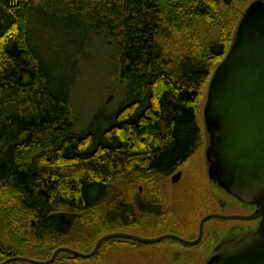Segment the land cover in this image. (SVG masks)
<instances>
[{
    "label": "trees",
    "instance_id": "1",
    "mask_svg": "<svg viewBox=\"0 0 264 264\" xmlns=\"http://www.w3.org/2000/svg\"><path fill=\"white\" fill-rule=\"evenodd\" d=\"M238 20L221 0H0V264L48 262L60 249L51 264H77L68 250L90 254L147 217L177 222L170 197L145 204L133 188L165 182L201 149L200 104ZM93 38L118 49L128 101L79 133L74 50ZM65 50L72 57L58 59ZM60 212L81 214L68 235L49 219Z\"/></svg>",
    "mask_w": 264,
    "mask_h": 264
},
{
    "label": "water",
    "instance_id": "2",
    "mask_svg": "<svg viewBox=\"0 0 264 264\" xmlns=\"http://www.w3.org/2000/svg\"><path fill=\"white\" fill-rule=\"evenodd\" d=\"M204 118L209 139L206 158L210 179L216 182L220 176L213 165L218 157L217 152L214 154L215 148L224 175L228 176L221 187L242 201L255 199L264 207V0L253 3L242 15L233 44L209 83ZM180 177L176 175L172 183L177 184ZM80 218L81 214L65 212L49 217L63 235H68ZM255 218L208 216L202 221L200 237L195 242L182 241L175 236L150 240L112 233L102 237L90 254L68 251L84 259L93 258L106 241L116 238L144 244H157L172 238L193 246L201 241L204 224L209 220L249 221ZM256 235L249 242L228 249L215 263L264 264V221ZM60 250L48 262L29 261L51 264Z\"/></svg>",
    "mask_w": 264,
    "mask_h": 264
},
{
    "label": "rangeland",
    "instance_id": "3",
    "mask_svg": "<svg viewBox=\"0 0 264 264\" xmlns=\"http://www.w3.org/2000/svg\"><path fill=\"white\" fill-rule=\"evenodd\" d=\"M224 10L233 9L238 14V23L242 15L247 10L245 7L238 8L235 0H221ZM252 0L251 2H255ZM238 8V9H237ZM43 35V33H42ZM46 38H52L50 46L54 49V44L60 46V40L55 34L47 35ZM88 44V43H87ZM55 47V50H58ZM77 48L75 58L80 61V71L78 80L70 91V110L75 121V129L82 133L88 130L90 124L101 115L102 120L110 118L111 115L116 114L124 104L128 101L127 98V84L119 83L117 81V69L114 67V62L118 60V49L115 46H109L107 42L101 38H93L88 46ZM72 50L63 52L59 57L61 59H70ZM208 88L204 92L202 102L199 109V120L203 132L202 147L199 152L181 169L182 177L177 184L172 183L171 177L168 180L159 179L152 186L139 184L133 188L134 195L139 194L142 198L154 199L157 196L166 194L172 199L176 211L190 207L193 205L194 190L189 189L188 185L200 184L202 186V194L208 195L212 202L213 213L221 212L224 217H247L246 212L237 206L230 199L226 198L224 194L216 186L212 184L208 177V163L206 160V152L208 150V136L204 118V109L207 102ZM101 129L103 128L99 125ZM92 127V125H91ZM94 127H97L94 125ZM164 183V185H163ZM140 188H143L142 194ZM132 193V191H131ZM135 197V196H134ZM151 197V198H150ZM167 197V198H168ZM224 200L227 205L225 210L217 208L215 202L217 200ZM189 210V209H187ZM206 210H201L196 217L190 218L188 214L180 212V218L177 225L166 227L162 230L143 231L145 234L138 237L143 239H158L162 234L166 236H179L182 241H191L194 235H197L200 228L201 221L208 215ZM250 217V216H249ZM148 218L142 220L146 222ZM35 219L28 221L27 227ZM251 225H254V220H249ZM37 223V222H36ZM140 223V224H142ZM242 220H217L212 219L207 221L203 230V243L199 247H186L183 244L167 239L157 244H140L137 243L138 250H121L114 249L104 250L99 256L94 258L78 261L77 264H153L152 261L156 257L154 250L161 249L163 251V258H156V264H206L208 257L207 252L220 244H223L231 239L232 233L230 228L235 226H244ZM190 230L185 227L188 225ZM137 233V232H136ZM139 234V233H138ZM83 238H86V235ZM175 236V237H176ZM145 251V253H144ZM74 264H76L74 262Z\"/></svg>",
    "mask_w": 264,
    "mask_h": 264
},
{
    "label": "flooded vegetation",
    "instance_id": "4",
    "mask_svg": "<svg viewBox=\"0 0 264 264\" xmlns=\"http://www.w3.org/2000/svg\"><path fill=\"white\" fill-rule=\"evenodd\" d=\"M208 141H209V139H208ZM208 147H209V142H208ZM213 150H214V154L217 152V155H218V157L215 158L213 165H214L215 170L218 171L220 176H219V179L216 180V182H217L216 183L210 179L209 173H208L209 180L212 182V184L214 186H216L218 189H220V191L224 194V196L226 198L230 199L237 206L241 207V209H243V211H245L247 213L246 214L247 217L250 216V217H256V218L254 219V222H252V223H254V225H251V223L248 222V220H246V221H242V222H245V223H243V224H245L244 226H235V227L230 228V232L232 233L231 239L229 241L223 243V244H220L219 246L214 247L213 249L212 248L209 249V251L207 252L208 257L206 260V264H218L215 262H217L218 259L228 249H230L231 247H233L235 245L237 246V244L244 243L246 241L249 242L251 239L255 238L257 236L256 234L260 230V227L264 221V207L260 202H256L255 199H254V201L250 202L251 198L248 199V201H242L239 198H237L236 196H234L233 194L229 193L226 189L221 187V184L226 183V181L228 180V176L224 175L223 168H222V165L220 163V156H219L218 150L216 151L215 148ZM206 160H207V158H206ZM208 166H209V164H208ZM178 174H180L182 177L181 170H179L171 176V179H173ZM181 177H180V180H181ZM188 188L190 190L191 189L194 190V195H196V197L198 196V200L193 199V205L190 207L187 206L185 208L177 209V210H179V214H178V211H176V210H174L172 212V215L176 218L177 222L179 221V218H180V216H179L180 212L183 214L187 213L188 217L193 218V219H194V217H196L198 215V213L201 210H206L207 213H209L205 218H207L208 216H212V215L224 217L221 214L222 211L218 212V213L212 212L213 211V206H212L213 204H212L211 200L208 198V195L205 196L204 194H202L203 190H202V186L200 184H194L193 183L191 185H188ZM142 192H143V188H140V193L142 194ZM146 198H148V197H146ZM152 202H154V201L143 199V203H145V204L151 205ZM160 203L163 206L165 214H167L168 212H171L168 210V207L165 206V202L161 201ZM215 204H216L217 208H219V209L221 208L224 210L227 206L224 203V200H222V199L217 200V202H215ZM187 209H189V210H187ZM147 218H148V220L146 222H144V223L139 222V224H135L133 227H129L127 229L120 230L117 233H125V234H129V235L138 237L139 235L145 234L146 232H143L145 230L151 232V231H155V230H162L165 228L166 224H164L163 222H159L157 217L152 216V217H147ZM217 220H223V219H217ZM202 221L200 223V227H201ZM177 222L175 223V225H177ZM140 223H142V224H140ZM205 224H204V226H205ZM175 225L172 224L171 226H175ZM188 226H189V224L186 225L185 227H187V229L190 230V227H188ZM200 229L201 228H199L198 234L194 235L193 238L191 239V241H188V242H195L199 239L200 231H201ZM203 230H204V227H203ZM164 236H166V234H162L160 237H164ZM173 236H176V235H173ZM176 237H178L181 240V238L179 236H176ZM110 240H112V239H110ZM110 240H108V241H110ZM113 240H116V241L113 242L112 245L110 247H108L107 249H105L104 247L100 248L99 249L100 252L98 251L99 254L97 256H99L103 252L104 249L107 251L110 249H114L116 251H121V250H131V251L138 250V252L142 251V250H140V248L137 247V243H140V242H137L135 240H129V239H123V238H116ZM173 240L183 244L186 247H189V248L194 247L195 248V247H199L200 245H202L203 233H202L201 241L198 244L193 245V246L186 245V244L178 241L177 239H173ZM108 241H106V242H108ZM163 241H165V240H163ZM140 244H144V243H140ZM154 252H155L156 257L153 259L154 261H152V263L156 264V260H155L156 258H159V259L163 258V251L161 249H156V250H154ZM144 253H145V251H144ZM94 257H96V256H94Z\"/></svg>",
    "mask_w": 264,
    "mask_h": 264
}]
</instances>
